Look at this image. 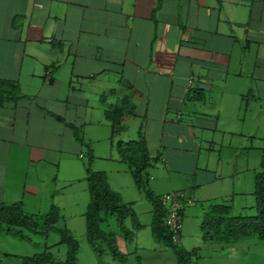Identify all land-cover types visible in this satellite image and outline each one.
<instances>
[{
    "label": "crops",
    "instance_id": "1",
    "mask_svg": "<svg viewBox=\"0 0 264 264\" xmlns=\"http://www.w3.org/2000/svg\"><path fill=\"white\" fill-rule=\"evenodd\" d=\"M0 81L17 84L0 89V205L21 203L37 215L62 206L67 192L86 197V149L75 129L96 169L127 194L121 181L131 172L112 144L126 140L125 131L113 140L106 111L123 104L132 112L124 111L123 124L137 116L150 154L193 179L191 197L179 183L168 186L182 192L183 212L196 200H222L229 184L234 198L237 185L245 192L250 182L240 186L242 170L226 168L221 143L243 134L231 132L234 117L219 111L264 98V0H0ZM122 87L123 98L116 94ZM224 121L230 125L219 130ZM138 206L147 221L129 242L139 246L144 235L157 244L153 205ZM148 227L149 239L141 234ZM118 243L129 253L127 241Z\"/></svg>",
    "mask_w": 264,
    "mask_h": 264
},
{
    "label": "rangeland",
    "instance_id": "2",
    "mask_svg": "<svg viewBox=\"0 0 264 264\" xmlns=\"http://www.w3.org/2000/svg\"><path fill=\"white\" fill-rule=\"evenodd\" d=\"M217 91L225 93V87L218 86ZM124 93H128V89L122 87L116 94L123 98L125 97ZM109 98L108 101L111 103H114V100H116L114 95L111 94ZM197 106L199 107V105ZM225 111L234 117L233 120H229L232 122L230 131L240 132L243 135L231 137V135L226 134L224 137L223 134L225 139L221 143L222 162L230 170L239 167L242 170L240 173H243L245 178L242 180L243 176L239 175L240 173L235 174V178L240 181V186L247 184L249 179L250 190H245V192L238 190L237 185L236 196L233 198L232 185L229 184L227 189L221 193L222 200L212 203H201L196 200L194 203H191L186 207L185 212L188 211L189 214L186 216V219L183 216V230L180 233L181 239L178 242L181 248L184 246L189 251H194L195 248L199 247L202 248V250L197 249L200 257L194 256L190 264H264V240L259 237H242L229 244L206 242L208 241L206 226L209 223L211 215L205 216L203 214V207L213 204H229L232 206L231 214L236 217L250 218L258 213L255 198V174L257 170L261 171L262 148H264V98L257 102L252 100L246 109L243 106L240 111L228 109L219 111V113L222 114ZM245 116L246 120L244 121ZM136 117L130 116L129 121L127 120V128L124 132L126 140L124 141L139 138L138 119ZM107 124L106 126L102 125V128H105L107 134L110 136L109 122ZM228 125H230L228 121H224L219 123L218 128L220 130L228 127ZM95 126L100 125L95 124ZM112 144L116 146L117 139ZM127 167L125 165L124 168L127 169ZM178 167H180V171L174 170L170 172V169H173L171 166L167 163H159L157 167H151L148 170L150 180L147 181V187L156 199L161 201L166 193H182L169 189L168 186L171 185V182L179 183L181 185L180 188L184 189L186 194L191 197L192 190L190 186L193 179L182 170V166ZM93 168L98 170L94 163ZM130 178H133L132 174L128 178H123L121 181L122 187H125V190L121 191H123L122 193H127L123 194L124 196L122 198L125 199L126 196L136 198L133 200L135 202H132L133 205L131 206L137 209V211L142 212L140 215L137 214L138 224L142 225L147 221V213H144L145 209L143 206L139 207L138 205L143 203L150 204V202L145 200L146 194L142 190L139 193L141 199H137L138 191H136V185H134V182ZM170 178L172 179L169 180ZM111 179L115 185L114 181L117 180L116 176L115 178L111 177ZM227 182L229 183L228 180H225L221 184L225 185ZM116 184L118 185V182ZM153 186H156V192L153 191ZM72 196L73 194L71 192H67L65 199L61 203L62 206H58L57 203L52 204L51 202L52 205L44 208L43 214L49 215L55 213V210L61 213V218L56 226L57 228L67 229L77 239L79 243L78 257L80 264H178L177 255L172 248L163 245V243H154L152 237H150V241H147L144 235L140 237L141 243L139 246L127 242L129 253L123 250L126 254L124 261L115 260L109 252L103 256L102 261L87 240L85 214L90 201L89 192L86 194V197L72 198ZM130 219L127 220V227H129L128 223ZM103 227L107 231L114 232L117 240L124 239V235L119 231V226L114 216H111L104 223ZM149 230L148 227L146 231L141 232V234L148 233V239L149 234H151ZM23 233L27 236L25 239L13 233L0 232L1 264H21L23 257L32 256L44 251L52 252L58 259H64L66 257L67 247L62 241L61 234L57 229H52L46 236L34 234L27 229ZM218 236H221V234H218ZM228 236L230 238L233 237L232 234H228ZM122 244L121 242L120 245ZM204 244L209 245L207 247ZM153 245L155 247H152Z\"/></svg>",
    "mask_w": 264,
    "mask_h": 264
},
{
    "label": "trees",
    "instance_id": "3",
    "mask_svg": "<svg viewBox=\"0 0 264 264\" xmlns=\"http://www.w3.org/2000/svg\"><path fill=\"white\" fill-rule=\"evenodd\" d=\"M4 85H7L6 87ZM17 86L14 82H1V92H5L9 87ZM4 100V96H2ZM128 105L117 108H107V119L112 126V138L118 137L126 129L123 124V116L132 112L125 109ZM125 111V112H124ZM77 141L85 147L86 154V179L90 195V201L85 214L87 225V240L98 257L103 261V256L109 252L115 260L124 261L126 254L120 249L117 236L112 231H107L103 225L111 216L116 218L119 230L124 235L127 242H132L137 231L141 228L138 224L137 215L132 206L127 203L121 193L115 191L103 171L95 170L93 163L95 155L90 145L84 140L80 130L75 129ZM116 149L119 159L128 166L137 188L145 191V196L153 205V219L151 232L157 243H163L174 250L177 255L178 264H190L194 256H199L197 250L189 251L176 241L174 232L166 223V207L159 199H156L147 187L150 180L148 170L157 167L160 155L152 156L148 150L147 140L140 132L137 140L117 141ZM255 198L257 215L250 218L236 217L231 214L232 206L227 204L211 206L205 216L211 215L206 226L208 234L206 242H220L223 244L233 243L242 237L256 236L264 240V149L262 151L261 171L255 174ZM182 210V217L183 211ZM61 218V213L32 215L24 211L21 203L0 205V232L13 233L22 239L27 236L23 233L25 229L38 235L46 236L52 229H57L62 237V241L67 247L66 257L58 259L52 252L44 251L32 256H25L21 259V264H80L78 252L79 243L77 239L64 228H57V223ZM133 220V227L126 225V219ZM183 222V220H182ZM221 234V236H218ZM232 234V238L228 236ZM216 240V241H213ZM182 246V245H181ZM1 264V259H0Z\"/></svg>",
    "mask_w": 264,
    "mask_h": 264
},
{
    "label": "built area",
    "instance_id": "4",
    "mask_svg": "<svg viewBox=\"0 0 264 264\" xmlns=\"http://www.w3.org/2000/svg\"><path fill=\"white\" fill-rule=\"evenodd\" d=\"M164 203L168 207V216L166 217V223L171 226L174 232V239H178L180 232L183 228L181 216L179 214L180 201L176 196L167 195L164 199Z\"/></svg>",
    "mask_w": 264,
    "mask_h": 264
},
{
    "label": "clouds",
    "instance_id": "5",
    "mask_svg": "<svg viewBox=\"0 0 264 264\" xmlns=\"http://www.w3.org/2000/svg\"><path fill=\"white\" fill-rule=\"evenodd\" d=\"M167 195H173V196H176L178 199H179V201H180V209H179V214H180V216H181V220H183V217H182V210H183V208H185V206H186V203H185V199L183 198V196L181 195V194H169V193H166L165 194V196H164V198L161 200V202H162V204L166 207V212H167V216H168V207H167V205L164 203V199H165V197L167 196ZM135 210V209H134ZM166 216V217H167ZM165 220H166V218H165ZM126 223H127V219H126ZM183 223V222H182ZM133 227V224L131 225V226H129V228H132ZM182 230H183V228H182ZM182 230H181V232H182ZM120 231V230H119ZM180 232V233H181ZM179 239H181V234L179 235V237H178V239L176 240V241H178ZM125 240V239H124ZM126 241V240H125ZM119 244V243H118Z\"/></svg>",
    "mask_w": 264,
    "mask_h": 264
}]
</instances>
